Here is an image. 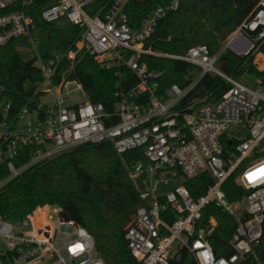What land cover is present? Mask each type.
<instances>
[{
    "label": "built area",
    "instance_id": "1",
    "mask_svg": "<svg viewBox=\"0 0 264 264\" xmlns=\"http://www.w3.org/2000/svg\"><path fill=\"white\" fill-rule=\"evenodd\" d=\"M133 1L146 0H51L43 6L44 22L65 17L80 29L77 49L51 54L46 60L38 53L33 56L44 80L56 88L52 105L37 103L16 110L0 79V166L7 171L0 178V190L33 167L84 145L112 143L122 157L140 149L143 158L128 168L142 204L124 228L136 264H172L185 252L198 264H239L254 253L264 234V156L255 158L264 141V0L228 34L216 54L206 44L192 46L184 54L147 45L159 21L178 10L181 0H161L137 19L138 26L131 25L128 11ZM33 2L0 0V47L30 37L37 48L32 37L37 28L30 12ZM82 49L108 68L124 65L137 76L135 85L115 93L118 101L112 108L90 101L82 85L67 79L66 73L53 81L62 59L72 61ZM225 50L253 60L259 71L255 86L217 65ZM149 55L187 61L199 73L185 86L173 83L162 90L163 72L149 68L143 59ZM207 73L221 76L229 83L227 90L218 99L207 94L186 102ZM72 82L86 95L84 102H71ZM226 142L232 148L226 149ZM239 167L236 181L248 193L231 201L223 185ZM204 172L213 182L194 196L185 181ZM209 204L237 221L227 242L232 254L217 255L213 249L208 236L218 221L211 216L204 222ZM0 264L107 263L84 225L62 206L43 204L18 221L0 215Z\"/></svg>",
    "mask_w": 264,
    "mask_h": 264
},
{
    "label": "trees",
    "instance_id": "2",
    "mask_svg": "<svg viewBox=\"0 0 264 264\" xmlns=\"http://www.w3.org/2000/svg\"><path fill=\"white\" fill-rule=\"evenodd\" d=\"M51 0H34L30 12L37 28L54 30L53 23L41 18L43 6ZM161 0L133 1L128 11L131 25L138 26L139 19L151 12ZM259 0H181L178 10L160 20L152 37L147 40L155 50L170 54H184L189 48L206 44L212 54L220 51L223 41L244 19ZM138 19V20H137ZM73 36L61 38L63 52L77 49L80 29L75 28ZM16 39L0 47V79L6 88V95L13 100L14 109L25 105L35 107L37 102L34 87L27 83L44 80L43 72L36 64V57L25 59ZM264 51V45L262 47ZM49 56V55H48ZM151 70L162 71V90L173 83L185 86L199 73V68L187 61L167 56H145ZM218 66L227 74L240 78L244 73L258 74L253 60L225 50L218 59ZM69 80L78 81L90 101L102 102L112 108L118 101L115 93L137 83V76L126 66L106 67L85 49L78 50L74 60L64 57L53 81L57 83L62 74ZM227 83L221 76L207 73L197 86L186 96L185 101L211 95L218 99L227 90ZM226 149L232 145L225 143ZM142 150H131L122 157L112 143L84 145L70 152L41 163L20 178L0 190V215L8 220L18 221L43 204L60 205L65 212L88 229L95 238L98 253L107 264H136L127 241L124 228L142 204L139 192L130 178L128 165L143 158ZM242 167L236 169L225 181L223 189L231 201L242 199L248 191L240 186L236 178ZM0 166V178L5 176ZM213 182L210 173L204 172L187 179L186 186L194 196L203 194ZM211 216L218 226L208 237L217 255L233 253L227 242L234 234L236 219L215 204H209L203 220ZM172 264H198L187 252ZM239 264H264V234L260 243Z\"/></svg>",
    "mask_w": 264,
    "mask_h": 264
},
{
    "label": "rangeland",
    "instance_id": "3",
    "mask_svg": "<svg viewBox=\"0 0 264 264\" xmlns=\"http://www.w3.org/2000/svg\"><path fill=\"white\" fill-rule=\"evenodd\" d=\"M53 24L55 27L54 30L45 29L43 27L36 28L33 30L32 37L35 39V42L37 43V48L33 46V43L30 41V37L20 40L19 42V45H21L20 49L24 54L25 59L32 58L36 53L40 55V58H42V60L48 59L51 54L62 55L63 47H62L61 38L63 35L66 36L75 35L76 27L71 22H69L68 19L65 17L54 22ZM240 78L249 85L255 86L257 83L258 76L257 74L250 73V75H248L244 73ZM27 87L28 88L34 87L35 96L32 99L37 103L46 104V105L54 104L56 88L54 87V84L50 80L45 79L42 82H36V83L28 82ZM70 89L71 92H69L68 96H71L73 98L71 102L80 103L86 100V95H84L82 91L77 88V82H72L70 84ZM235 133L238 135H244L236 131ZM257 150L260 151V154L255 158L263 157L264 151L262 152V150H264V141L257 147ZM174 246H176V243L174 244Z\"/></svg>",
    "mask_w": 264,
    "mask_h": 264
}]
</instances>
